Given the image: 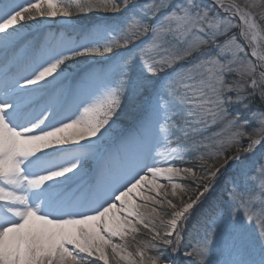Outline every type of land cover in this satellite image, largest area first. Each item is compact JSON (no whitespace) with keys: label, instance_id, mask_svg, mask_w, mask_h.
<instances>
[{"label":"snow or ice","instance_id":"6c2138e0","mask_svg":"<svg viewBox=\"0 0 264 264\" xmlns=\"http://www.w3.org/2000/svg\"><path fill=\"white\" fill-rule=\"evenodd\" d=\"M0 264H264V0H0Z\"/></svg>","mask_w":264,"mask_h":264},{"label":"rangeland","instance_id":"374dc122","mask_svg":"<svg viewBox=\"0 0 264 264\" xmlns=\"http://www.w3.org/2000/svg\"><path fill=\"white\" fill-rule=\"evenodd\" d=\"M105 16V14L103 12H90L88 15L86 16H81V17H73V22L75 23H87L88 21H92V22H96L100 19H102ZM77 19V20H76ZM46 20V19H45ZM45 20L42 21V23L45 22ZM61 28L60 26H56V27H52V26H47V28L45 29L47 30H51V31H59ZM84 61L81 60V63H83ZM118 123L124 125L125 127L130 123V117H125L122 116L121 120L118 121ZM184 181L182 180V183ZM187 238V237H186Z\"/></svg>","mask_w":264,"mask_h":264},{"label":"bare ground","instance_id":"6f19581e","mask_svg":"<svg viewBox=\"0 0 264 264\" xmlns=\"http://www.w3.org/2000/svg\"><path fill=\"white\" fill-rule=\"evenodd\" d=\"M69 23H73V21H69ZM46 26H52V27H56V26H60L61 25V21L59 18H57L56 20H52V19H46L45 22L43 23ZM177 183H182V180L177 178ZM170 191V189H169Z\"/></svg>","mask_w":264,"mask_h":264},{"label":"trees","instance_id":"16d2710c","mask_svg":"<svg viewBox=\"0 0 264 264\" xmlns=\"http://www.w3.org/2000/svg\"><path fill=\"white\" fill-rule=\"evenodd\" d=\"M77 20V19H76Z\"/></svg>","mask_w":264,"mask_h":264}]
</instances>
